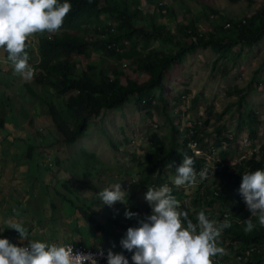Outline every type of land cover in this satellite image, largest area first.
I'll return each mask as SVG.
<instances>
[{"label":"rangeland","instance_id":"obj_1","mask_svg":"<svg viewBox=\"0 0 264 264\" xmlns=\"http://www.w3.org/2000/svg\"><path fill=\"white\" fill-rule=\"evenodd\" d=\"M164 4L166 7L161 14L156 10L155 1L149 9L141 5L142 15L136 18L135 25L145 27L149 21L148 13L156 14L158 22L168 25L180 37L178 27L202 17L204 4H209L221 15L214 16L205 25L200 24L199 28L206 34L214 33L229 19H247L264 5V0H167ZM111 23L108 16H101L94 25L87 27V40L96 39L95 31H107ZM30 43L36 51V35ZM125 46L129 48L130 44ZM152 46L161 48L158 43ZM138 51L143 55L147 52L141 47ZM136 57L132 61L124 59L115 63L94 50L89 56H74V60L78 63V72L91 63L95 65L94 70H107L116 65L125 75L122 78L124 84L128 81L143 83L148 76L131 69V62ZM32 58V63L37 62L38 58ZM36 77L25 80L15 74L6 52L0 49V118L8 122V126L0 128V239H8L17 247L29 246L33 241L57 245L88 241L94 248L120 253L124 250L121 241L126 238L127 230L139 227L140 222L152 214L145 194L153 187H142L147 155L154 158L159 155L151 136L157 134L170 146L173 127L180 132L176 138L178 144L198 132L199 143L206 151L215 144L216 137L249 136L248 128L239 127L240 114L236 107L228 110L231 104H237L238 90L246 92L248 89L244 110L255 112L261 126L257 139L249 136L247 143L229 148L227 152L231 151L233 160L245 157L231 171L237 172V167L264 144V37L251 47L236 46L221 55L210 48L197 49L182 64L168 69L164 90L154 93L150 107L144 109L146 104L139 105L134 98L122 110L93 117L85 136L73 145L65 142L49 113L52 104L65 109L70 94L57 97L51 88L39 87L35 83ZM255 78L260 82L257 89H254L255 85L250 86ZM233 91L235 94L230 95ZM227 110L218 120L217 116ZM191 125H195L193 133L189 131ZM219 128L224 129L222 136L218 135ZM30 150L32 157L28 156ZM226 179L214 174L200 185V191L215 189ZM117 183H121L128 194L126 203L103 204L98 193ZM188 193H181L176 198L181 203V210L196 218L199 210L195 212L192 195ZM217 206L221 210L234 209L220 203ZM80 208L98 213L93 218L105 226L103 240L91 237L96 225L86 226ZM235 210L234 215L246 217L249 209L238 203ZM128 211L137 215L129 219L125 215ZM71 212L75 213L70 217ZM10 218L28 230L27 239H21L16 230L8 229L5 221ZM74 221L78 222L77 229ZM252 223L255 227L260 226L258 218ZM218 246L225 249V254L217 256L219 260L226 264L245 263L237 259L235 246L220 239Z\"/></svg>","mask_w":264,"mask_h":264},{"label":"trees","instance_id":"obj_2","mask_svg":"<svg viewBox=\"0 0 264 264\" xmlns=\"http://www.w3.org/2000/svg\"><path fill=\"white\" fill-rule=\"evenodd\" d=\"M147 1L152 6L155 0ZM59 2L70 3L71 11L58 32L36 34L40 64L35 83L39 87L51 88L57 97L70 94L66 100L65 109L52 104L49 111L57 130L69 145L75 144L85 136L93 117L100 116L107 111L122 110L134 98L139 105L146 104L144 109L150 107L154 93L164 90V81L168 69L174 65L182 64L186 57L193 54L197 49L210 48L221 55L236 46L251 47L264 37V5L247 19L238 21L229 19L216 32L206 34L202 28H199V25H205L207 21H210L214 16L219 17L221 13L213 6L204 4L202 17L200 16L196 20L178 27L179 37L171 31L168 25L158 22L156 14H148L149 21L145 24L146 26L138 28L135 25V20L142 15L139 10L141 0H59ZM133 7L135 8L133 9ZM163 9L160 8V14ZM169 11L174 14L171 9ZM103 15L108 16L112 22L107 29L108 32L95 31L98 37L94 40H87V27L94 25ZM228 24L230 27L226 28ZM85 25L86 27H84ZM96 29L99 30V28ZM126 43L130 44L129 48L125 46ZM156 43L161 48H152V45ZM139 47L143 51L147 50L145 55L138 51ZM94 50L101 52L104 59H112L115 63L124 59L132 61L137 55L135 60L131 62L132 67H130L135 73L147 75L148 80L143 83L128 81L124 84L122 78L125 75L116 68V65L111 66V64L107 70L104 68L94 70L95 65L91 63L78 72V63L74 60V56H89ZM27 52L29 55L33 53L30 43ZM259 84L258 78H255L250 86L255 85L254 89H257ZM246 93L248 94V89L246 92L238 90L239 100L237 104H231L228 110L236 107L240 114L239 127L248 128L249 136L252 139H257L261 121L255 112L244 110ZM234 94V91L230 92V95ZM0 101L2 100L0 99ZM8 102L10 103L11 100L9 99ZM195 105L196 101H194L193 107ZM228 110L218 115V120H221ZM167 119L171 121L169 115H167ZM7 123L4 118H0L1 129L5 128ZM208 124L209 121L206 125ZM223 130V128L218 129L219 136H222ZM179 134L178 129L173 127V140L170 146L157 134L151 136L152 143L159 150V155L158 158H154L151 154L147 155V166L142 174V187L146 188L149 185L157 189L166 181H173L176 168L182 162L185 153L194 160L196 173L200 170L204 159H197L191 153L188 147L190 139H185L181 144L176 143ZM199 137L200 134L196 132L192 139L200 142ZM234 137L237 139L238 136L234 135ZM219 138L216 137V139ZM229 142L232 143L230 140ZM31 154L32 150L28 156L32 157ZM231 155V151L222 153L224 160ZM237 169L238 171L233 173L227 167L222 172L217 173V175L225 176L227 179L215 186V189L203 192L200 191L201 188L195 189L194 192L188 190L192 195V206L195 212L198 209L199 213L204 211L208 215L214 210L220 215H229L235 213L236 204H245L240 193L242 175L264 170V144L257 153H253L250 158L244 160ZM181 193L184 191L174 189L172 194L178 198ZM70 202L72 204V201ZM218 203L226 207L231 205L234 209L221 210L217 206ZM80 210L86 226L96 225L95 230H92L91 237L97 238L98 241L103 240L105 226L102 223L99 225V221L93 218L94 214L97 215L98 213L96 211L90 213L81 208ZM74 213L71 212L69 216H73ZM214 217L213 220L218 221L229 218ZM194 219L191 220L195 222ZM230 223L231 227L222 232L221 241L230 244V246H235L236 253L241 256V262H245L244 264H264V227H254L253 231L245 232V222L242 224L236 221ZM73 225L76 229L78 228L77 221H74ZM98 232L102 234L97 235ZM84 244L88 247L92 245L88 241Z\"/></svg>","mask_w":264,"mask_h":264},{"label":"clouds","instance_id":"obj_3","mask_svg":"<svg viewBox=\"0 0 264 264\" xmlns=\"http://www.w3.org/2000/svg\"><path fill=\"white\" fill-rule=\"evenodd\" d=\"M166 1L155 0L158 12L166 7ZM141 5L148 6V9L151 7L147 0H141V12ZM70 11L71 4L60 3L59 0H0V49L7 53L15 74L25 80L34 79L39 74L38 49H32V55L27 52L30 40L36 34L58 32ZM32 57L38 58L37 62L32 63ZM194 163L185 153L173 181H166L157 189L148 188L145 200L151 206L152 214L141 221L139 227L127 230L126 238L121 241L124 250L120 253L92 245L88 247L84 242L57 245L33 241L29 246L17 247L8 239H0V264H98L95 256L75 253L73 247L105 251L108 253L107 264H226L216 256L225 254V249L218 246V240L223 237L224 229L231 227L230 222H245V232H251L255 227L251 221L258 217L259 225L264 227V170L242 175L240 193L245 200L243 205L249 209L247 216L231 213L229 219L217 223L210 220L204 211L196 218L188 215L181 210L180 201L172 194L174 189L188 193L191 187L193 192L201 188L193 185L197 177ZM199 175L206 179V170ZM98 195L108 206L126 203L128 196L121 183L105 188ZM125 215L131 219L137 214L128 211ZM193 218L197 222H193ZM5 223L8 229L16 230L21 239L28 238V230L19 222L10 218ZM127 253L133 255L131 261L123 256ZM237 259L241 260V256Z\"/></svg>","mask_w":264,"mask_h":264},{"label":"built area","instance_id":"obj_4","mask_svg":"<svg viewBox=\"0 0 264 264\" xmlns=\"http://www.w3.org/2000/svg\"><path fill=\"white\" fill-rule=\"evenodd\" d=\"M245 23V21H244ZM230 25H226V28H229ZM190 108L187 109V111ZM194 126L195 125H191V127H189V131L191 133L194 132ZM240 138V139H239ZM190 141L188 143V147L191 150V153L197 158V159H204V163L202 165V167L200 168V170L197 172V177H196V182L193 185H203L206 183V181L209 179V177H211L214 174H217L219 172H222L225 168H232L234 166H236L237 164L240 163V161H242L244 158H241L239 161L237 160H233L231 157H228L226 160L223 159L222 157V153L229 151L230 147L237 146V145H243L245 143H247L249 141V137L247 136H239L234 137V134L230 135H225L223 137H220L219 139L215 138V144L211 145L210 148L206 151L197 140L192 139V137H189ZM232 141V143L229 142ZM239 139V140H238ZM202 170H206L207 173V177L206 179H201L199 173ZM169 186V185H168ZM192 186V185H189ZM170 187V186H169ZM187 187V186H186ZM171 188V187H170ZM208 218L211 220L213 219L214 216L218 217V216H224L225 218H230V214H224V215H220L217 211L212 210L208 215ZM215 218V217H214ZM228 218V219H229ZM227 220V219H226ZM218 221V220H217ZM74 252L75 253H84V254H92L93 256L96 257L98 264H107V255L108 253L102 250L99 251H92V250H87V249H82V248H75L73 247ZM101 251L103 252V256L101 257L100 253ZM125 258L128 259V261H131L132 256L129 253L123 255ZM240 259V258H239Z\"/></svg>","mask_w":264,"mask_h":264},{"label":"crops","instance_id":"obj_5","mask_svg":"<svg viewBox=\"0 0 264 264\" xmlns=\"http://www.w3.org/2000/svg\"><path fill=\"white\" fill-rule=\"evenodd\" d=\"M8 72V71H7ZM6 126H8V125H6Z\"/></svg>","mask_w":264,"mask_h":264}]
</instances>
